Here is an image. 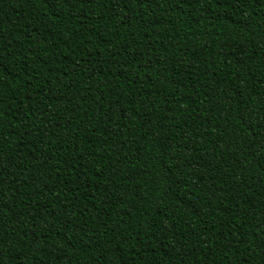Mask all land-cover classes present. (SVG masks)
I'll use <instances>...</instances> for the list:
<instances>
[{
    "label": "trees",
    "instance_id": "obj_1",
    "mask_svg": "<svg viewBox=\"0 0 264 264\" xmlns=\"http://www.w3.org/2000/svg\"><path fill=\"white\" fill-rule=\"evenodd\" d=\"M0 264H264V0H0Z\"/></svg>",
    "mask_w": 264,
    "mask_h": 264
}]
</instances>
